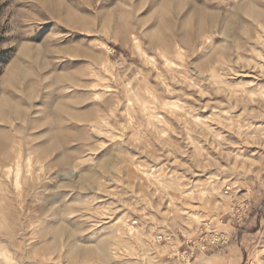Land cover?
I'll return each mask as SVG.
<instances>
[{
	"label": "rangeland",
	"instance_id": "rangeland-1",
	"mask_svg": "<svg viewBox=\"0 0 264 264\" xmlns=\"http://www.w3.org/2000/svg\"><path fill=\"white\" fill-rule=\"evenodd\" d=\"M5 97L0 264H264V0H0Z\"/></svg>",
	"mask_w": 264,
	"mask_h": 264
},
{
	"label": "bare ground",
	"instance_id": "bare-ground-1",
	"mask_svg": "<svg viewBox=\"0 0 264 264\" xmlns=\"http://www.w3.org/2000/svg\"><path fill=\"white\" fill-rule=\"evenodd\" d=\"M162 25V24H161ZM164 25V24H163ZM163 25L161 26V27H163ZM160 39V38H159ZM27 67V66H26ZM28 68V67H27ZM27 68H23L22 66H20V65H18L17 63L16 64H13V71H9L10 73H12V75L11 76H6L7 77V79H6V83H8L9 85L10 84H13V78H14V74H16V76L15 77H20L21 75H26V73L27 72H30L29 70V68L27 69ZM7 75H9V74H7ZM31 75V74H30ZM27 76V75H26ZM63 77V76H62ZM33 86V85H32ZM31 86V87H32ZM29 87V86H28ZM29 89V88H28ZM28 89H26L27 91V97H28V95L30 94L28 91ZM33 89V88H32ZM31 90V89H30ZM31 96V95H30ZM30 98V97H29ZM1 104L0 105H2L3 107H6V108H8L10 111H11V113L13 114H15V113H19V111H17V109H16V107L14 106V104H12L11 103V101H8L7 99H6V97H5V99H3V100H1V102H0ZM66 104V103H65ZM54 106H55V108L53 109V113H54V115H55V118L58 120L59 119V114H61V113H66V114H70V115H72L73 116V112H72V110L70 111V109L68 110L67 108H64V103H63V101H61V100H59V101H57V102H55V104H54ZM6 108H4V109H6ZM53 108V107H52ZM1 109V108H0ZM2 110V109H1ZM0 110V111H1ZM26 113V112H25ZM52 113V114H53ZM62 115V114H61ZM68 116V115H67ZM51 117V116H50ZM51 131V130H50ZM52 132V131H51ZM68 131H66V130H55V132H53V134H52V138H53V144H52V147H51V149L52 150H58V149H61V146L63 145V139L65 138L66 139V137L68 136ZM48 135V134H47ZM66 157H68L67 156V153L65 154L64 153V155L61 157V158H59L58 159V161H59V163H60V161H65V158ZM87 175H84V176H82L83 178H85ZM77 250L79 251V252H81V253H83L84 255H86V256H90V255H93V256H96V257H101V256H103L104 254H105V251H106V246H105V243L104 242H99V243H97V244H95L94 246H88V245H82V246H80L79 248H77ZM74 253V252H73ZM78 254V253H77ZM79 255H81L80 253H79Z\"/></svg>",
	"mask_w": 264,
	"mask_h": 264
},
{
	"label": "built area",
	"instance_id": "built-area-1",
	"mask_svg": "<svg viewBox=\"0 0 264 264\" xmlns=\"http://www.w3.org/2000/svg\"><path fill=\"white\" fill-rule=\"evenodd\" d=\"M206 238H199L198 242L194 241L193 246L190 247L189 244L184 245V249L180 250L178 253V258L180 259L182 264H200L201 261H194L195 250H197L200 254L206 252L211 246H224L228 244L230 241L228 235H224L215 230L209 232ZM162 236L158 237V240H161Z\"/></svg>",
	"mask_w": 264,
	"mask_h": 264
},
{
	"label": "crops",
	"instance_id": "crops-1",
	"mask_svg": "<svg viewBox=\"0 0 264 264\" xmlns=\"http://www.w3.org/2000/svg\"><path fill=\"white\" fill-rule=\"evenodd\" d=\"M173 246H169V249H171ZM179 247V246H178ZM178 250V249H177ZM174 264H177V262L174 261Z\"/></svg>",
	"mask_w": 264,
	"mask_h": 264
}]
</instances>
